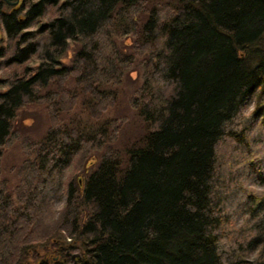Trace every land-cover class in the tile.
I'll use <instances>...</instances> for the list:
<instances>
[{"label":"trees","instance_id":"trees-1","mask_svg":"<svg viewBox=\"0 0 264 264\" xmlns=\"http://www.w3.org/2000/svg\"><path fill=\"white\" fill-rule=\"evenodd\" d=\"M174 1L162 19L155 4L138 17L139 0H23L12 10L0 7L7 40L0 43V64L18 67L0 78L6 85L0 90V156L18 108L43 97L38 90L58 77L73 73L80 93L94 100L116 96L121 76L111 68L120 63L119 33L137 32L139 44L152 46L154 77L143 103L132 102L148 127L125 148L126 157L114 151L91 157L84 174L66 183L68 202L79 199L88 208L84 217L78 206L66 219L69 233L81 240L80 258L68 261L66 250L74 244L55 236L48 198L31 192L25 207L5 214L0 225V244L11 242L9 253L0 248L1 263L20 264L40 243L44 254L34 253L36 264H264V192L248 193L241 205L253 226L235 228L228 201L236 191L228 179L237 170L216 151L222 139L230 141L228 152L246 144L247 127L235 120L253 94L264 91V0ZM111 25L122 30L110 31ZM107 46L110 53L103 55ZM32 58L39 62L26 65ZM95 103L79 106L94 111ZM260 114L263 121V103L252 112ZM61 120L30 146L34 157L25 166L57 189L64 169L108 123L98 125L81 111ZM242 168L264 185V151L246 156Z\"/></svg>","mask_w":264,"mask_h":264},{"label":"rangeland","instance_id":"rangeland-1","mask_svg":"<svg viewBox=\"0 0 264 264\" xmlns=\"http://www.w3.org/2000/svg\"><path fill=\"white\" fill-rule=\"evenodd\" d=\"M139 1L140 3L136 10L138 17L147 14L151 10V6L155 4L154 8L157 9V14L161 19L165 18L171 12V9H174L176 4L174 0ZM115 24L116 22L113 23V25ZM113 25L109 26L108 30H122V25H120L121 27ZM0 35L1 42L6 44V32L1 23ZM138 37L137 32H131L129 35L119 33L116 37L117 47L121 51L120 53H122L119 58V66H113L114 64H112L111 68L114 75L121 76L119 85L114 90L116 96H103L101 98L100 94L99 100H94V96L89 92L80 93L81 85L76 81L73 73L65 74L60 78L58 77L53 82L38 90L43 97L33 101H25L18 108L16 117L12 123V131L8 138H6L2 149L0 156V225L2 226L4 224L3 220L7 219L5 214L13 216L19 209L25 207L28 198L31 196V192H38L37 194L45 195L48 198V204L54 216L52 218L54 220L52 221V229L54 230V234H56L55 236L59 240L66 242L69 240L75 246L73 250H66L68 252L67 258L70 262L73 260L71 257L73 253L80 255L82 245L80 239H74L75 237L69 233L72 226L66 221L67 215L71 212L74 213L76 211L75 208L79 206L77 210L79 212L77 214L80 217H84L88 208L79 199L78 204H74L72 198L68 202L67 181L69 179L77 180L80 174H84V165L91 157L97 160L105 152L110 153L114 151L122 158H125V148L137 141L148 127V124H145L132 103L134 101H137L139 104L143 103L140 102L141 95L148 91V81L154 79L149 68V63L151 62H149L150 60L148 61V54L152 53V46L148 44L142 46L139 44ZM127 38H131V40H127ZM113 45L115 46L116 43L114 42ZM73 49L75 50V46L71 42L63 56V61L67 64L71 61ZM109 53L110 50L107 46L103 50V55ZM38 62L39 60L37 58H32L30 61H26L25 64L34 66ZM13 68L3 67L0 64V78H5ZM15 69L17 70L18 67ZM11 73L13 74V72ZM0 84V90L6 87V85H2L1 81ZM259 92L253 94L235 120V122L239 120L242 126L247 127L246 144L242 145V147L234 148L229 152L227 147L230 141L227 139H222L223 141L216 146L218 157L222 163H226L232 170H237L232 174V179H228L234 185L236 191L234 196H231V200L228 201L229 208H233L231 222L235 228H238L243 222L246 223V228L253 226L254 219L251 220L252 216L241 210V205L246 200L248 193L262 194L264 192V185L251 180L248 175L249 173L242 168V161L246 159V156L255 155L264 151V118L261 121V114L252 116V112L258 103L264 104V91L262 93ZM83 100L96 101L94 111L85 110L83 107H80L79 102H83ZM78 111H81L83 118L87 119L90 117L98 125L103 120H106L108 123L104 129L107 130L104 133L97 134L99 138L97 142L93 144L88 143V146L83 147L76 154L71 164L64 169L62 176L63 184L61 183L58 189L55 185L51 187V184H46V182L44 183L42 180H38V174L34 177L30 176L25 167L34 157V147L30 151V146L34 145L36 140L49 127L58 123L60 118L67 120L73 113ZM23 194L25 197H23ZM19 237H22V235L18 234L12 240L16 245L20 244ZM10 243L4 242V244L2 243L3 245L0 244V248L4 249L5 253H9L11 250ZM43 252V245L37 243L18 261L20 264H36L37 256L35 257L34 253H37L39 256L43 255ZM53 256L57 258L56 256L58 254L55 252ZM8 259L6 258V261H4L6 263L4 264H10V260L8 261ZM28 259L31 263H29L30 261ZM0 264L3 263L0 262ZM49 264H52V262H49Z\"/></svg>","mask_w":264,"mask_h":264},{"label":"flooded vegetation","instance_id":"flooded-vegetation-1","mask_svg":"<svg viewBox=\"0 0 264 264\" xmlns=\"http://www.w3.org/2000/svg\"><path fill=\"white\" fill-rule=\"evenodd\" d=\"M22 2H23V0H0V7H1L2 11H3V9L12 10L13 8L18 7ZM0 23L3 26L1 18H0ZM3 28H4V26H3ZM0 43H1V35H0ZM65 254L67 257L68 252H66ZM78 258H80V256Z\"/></svg>","mask_w":264,"mask_h":264},{"label":"water","instance_id":"water-1","mask_svg":"<svg viewBox=\"0 0 264 264\" xmlns=\"http://www.w3.org/2000/svg\"><path fill=\"white\" fill-rule=\"evenodd\" d=\"M80 255H78L77 253H73L71 255V257L73 258L74 262L76 261V258H78Z\"/></svg>","mask_w":264,"mask_h":264}]
</instances>
